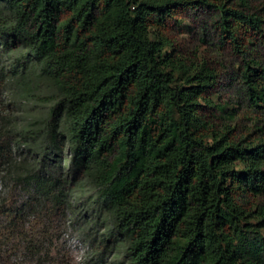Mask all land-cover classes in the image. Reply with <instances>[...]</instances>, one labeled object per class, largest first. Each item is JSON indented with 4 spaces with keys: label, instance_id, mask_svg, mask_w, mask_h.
<instances>
[{
    "label": "trees",
    "instance_id": "obj_1",
    "mask_svg": "<svg viewBox=\"0 0 264 264\" xmlns=\"http://www.w3.org/2000/svg\"><path fill=\"white\" fill-rule=\"evenodd\" d=\"M190 12L214 14L219 43L244 59L248 100L264 105L252 58L264 0H0V164L25 148L24 179L51 214L89 194L97 255L264 264L263 128L217 122V70L172 39ZM4 210L0 264H17L3 256L17 245L45 256L42 222Z\"/></svg>",
    "mask_w": 264,
    "mask_h": 264
},
{
    "label": "rangeland",
    "instance_id": "obj_2",
    "mask_svg": "<svg viewBox=\"0 0 264 264\" xmlns=\"http://www.w3.org/2000/svg\"><path fill=\"white\" fill-rule=\"evenodd\" d=\"M215 18L212 13L186 14L184 24L171 33L177 54L187 61H205L217 70L219 82L211 96L224 110V113L215 111L220 126L224 123L236 128L239 134L251 132L257 137L264 132V105L254 108L248 100L247 88L241 79L244 59L228 45L219 43L212 28ZM252 58L264 65V46H258L257 56ZM260 128L262 131H257ZM29 159V152L22 148L14 151L9 166L0 164V208L7 210L1 218L19 211L24 213L28 224L42 222L41 226H45L53 237L52 246L45 256L36 255V252L19 245L7 249L3 256L17 264H123V256H112L103 250L101 255L96 254L94 244H97L95 238L101 223H95L93 216L97 213V206L90 201V195L77 196L68 208L51 214V204L44 205L45 201L37 198L35 185L24 179V172L30 171Z\"/></svg>",
    "mask_w": 264,
    "mask_h": 264
},
{
    "label": "clouds",
    "instance_id": "obj_3",
    "mask_svg": "<svg viewBox=\"0 0 264 264\" xmlns=\"http://www.w3.org/2000/svg\"><path fill=\"white\" fill-rule=\"evenodd\" d=\"M80 258L79 257H77V260H79Z\"/></svg>",
    "mask_w": 264,
    "mask_h": 264
}]
</instances>
